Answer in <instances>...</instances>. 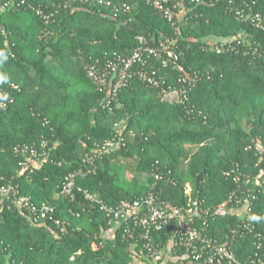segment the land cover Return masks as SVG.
<instances>
[{
  "label": "trees",
  "instance_id": "1",
  "mask_svg": "<svg viewBox=\"0 0 264 264\" xmlns=\"http://www.w3.org/2000/svg\"><path fill=\"white\" fill-rule=\"evenodd\" d=\"M148 1L113 0L131 7L115 13L98 0H29L0 14L5 30L0 31V88L15 97L7 110L0 109V176L37 203H52L55 218L70 224L62 234L49 220L34 225L4 208L0 264L153 263L140 255V234L124 239L123 230L108 225L82 194L75 201L59 197L67 174L82 166L95 143L114 138L116 123L123 125L126 146L99 160L94 173L78 177L79 186L109 205L152 190L181 208L192 198L198 207L191 218L207 235L229 244L236 230L234 249L241 260L264 255V0L187 3L175 26ZM234 5L260 14L262 27L237 16L230 9ZM37 8L53 13L49 26ZM46 27L51 33L45 35ZM138 35L154 43L175 39L178 65L165 69L157 61L156 66L172 88L180 86L181 75L198 73L187 80L188 100L161 97L134 79L112 111L104 107L106 92L98 91L86 67L115 53L131 55ZM222 44L223 53L212 49ZM43 140L48 157L21 172L25 158L14 147H39ZM152 167L161 181H155ZM233 193L242 203L245 193L252 196L246 221L237 211L243 205L229 202ZM154 234L156 248L169 255L158 264H187L195 254L171 248L173 225Z\"/></svg>",
  "mask_w": 264,
  "mask_h": 264
},
{
  "label": "built area",
  "instance_id": "2",
  "mask_svg": "<svg viewBox=\"0 0 264 264\" xmlns=\"http://www.w3.org/2000/svg\"><path fill=\"white\" fill-rule=\"evenodd\" d=\"M29 0H7L0 1V14L12 7H21L27 4ZM222 0H153L148 1L155 9L173 26L176 25L179 16L188 11L187 3L214 4ZM229 5L234 4V0H223ZM100 5L112 8L115 13L119 11L129 12L131 7L127 3L115 5L113 0H98ZM32 7V6H31ZM230 9L237 15L243 16L250 20L256 27H262L263 19L249 9L247 12L241 5H235ZM37 15L41 16L45 26H49L52 21L53 13H45L40 8L36 9ZM0 31L5 34V30L0 25ZM46 34L51 33V29L46 27L43 30ZM138 45L131 55L125 56L115 53L113 56L106 58L104 61L97 60L95 63L86 67L88 78L96 85L99 92H106L107 99L104 107L113 110V104L118 102V98L123 89L127 88L134 79L140 81L149 88L158 92L161 97L179 98L188 100V91L190 85L187 80L197 79L198 73H185L178 78L180 86L172 88L166 78L159 74L156 62L160 61L163 68L178 65L181 53L176 47L175 39L162 40L158 43L150 41L144 35L137 36ZM230 44V41H226ZM225 45L215 46L212 49L221 54L225 50ZM14 90H19L17 85L12 84ZM15 102V97L7 90L0 88V109L7 110ZM123 125L115 124L114 138L102 143H95L94 148L87 151L82 159V166L75 171L67 174L64 183L59 187V197L69 198L71 201L77 199V194H82L84 199L91 202L95 208L104 213L108 225L113 228L123 230V238L134 239L138 234L144 241L140 255L147 259L155 261L158 258L159 250L155 245L154 233L162 231L167 226H174L175 237L171 248H184L187 253L193 251L187 264H264V255L256 253L253 257L241 260L235 252L234 245L238 238L236 230L231 231L230 243H221L218 239L212 238L205 233L204 229L197 227L192 220L198 207V201L190 198L187 207L181 208L165 201L159 192L154 190L144 194L141 197L132 200H122L116 205H109L88 190L78 185V177L92 174L97 170V162L104 158L105 155L115 152L126 146L123 136ZM48 141L43 140L39 147L30 144H19L14 147L17 155L25 159L19 162L21 172L26 169H33L29 166L37 164L40 159L48 157ZM155 181L163 179L162 174L152 167ZM171 171H168V176ZM229 175L230 173H226ZM239 176L234 177L238 182ZM5 178L0 176V211L4 208L16 210L24 214L31 224H44L51 221L56 229L62 234L68 233L70 224L61 219L55 218L56 207L50 202L37 203L30 195L21 192L17 183L9 182L5 184ZM186 194L191 195V187L186 185ZM251 195L245 193L243 197L245 202L239 199L234 193L230 196L229 202L243 205L238 208V214L243 221L247 220L252 208L250 206ZM237 202V203H236ZM228 203H224L219 210L224 209ZM205 212V211H204ZM207 213V212H206ZM76 216H79L77 214ZM204 225L207 227L206 223ZM249 228V224H244ZM260 237V235H258ZM260 249L261 246H258Z\"/></svg>",
  "mask_w": 264,
  "mask_h": 264
},
{
  "label": "rangeland",
  "instance_id": "3",
  "mask_svg": "<svg viewBox=\"0 0 264 264\" xmlns=\"http://www.w3.org/2000/svg\"><path fill=\"white\" fill-rule=\"evenodd\" d=\"M145 176L143 175V178H144ZM168 254H166V253H164V251H160V253H159V255H158V258L155 260V261H152L153 263L152 264H158L159 263V259H161V258H164V257H166ZM167 257H169V255L167 256Z\"/></svg>",
  "mask_w": 264,
  "mask_h": 264
}]
</instances>
